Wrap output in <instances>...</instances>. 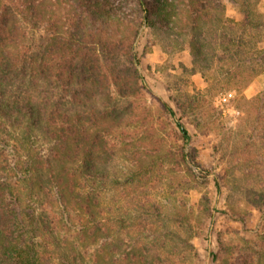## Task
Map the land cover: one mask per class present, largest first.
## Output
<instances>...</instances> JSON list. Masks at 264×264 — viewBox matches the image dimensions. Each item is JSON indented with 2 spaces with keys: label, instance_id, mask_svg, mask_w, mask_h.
Instances as JSON below:
<instances>
[{
  "label": "trees",
  "instance_id": "16d2710c",
  "mask_svg": "<svg viewBox=\"0 0 264 264\" xmlns=\"http://www.w3.org/2000/svg\"><path fill=\"white\" fill-rule=\"evenodd\" d=\"M261 1L231 0L237 20L222 0H0V264H164L151 245L119 238L105 198L118 183L107 166L131 156L142 128L133 99L148 88L135 41L148 32L187 45L202 75L240 88L264 71ZM117 132L123 147L109 139ZM219 212L234 217H209ZM220 257L210 249L208 264Z\"/></svg>",
  "mask_w": 264,
  "mask_h": 264
},
{
  "label": "rangeland",
  "instance_id": "374dc122",
  "mask_svg": "<svg viewBox=\"0 0 264 264\" xmlns=\"http://www.w3.org/2000/svg\"><path fill=\"white\" fill-rule=\"evenodd\" d=\"M222 2L226 15L239 20L231 0ZM138 38L134 46L141 65L136 68L148 89L134 97L133 114L142 128L127 149L131 156L122 150L107 166L118 180L105 198H114L110 219L119 238L151 245L164 264H208L210 249L221 256L218 264H236L240 254L243 262L264 264V104L263 112L259 109L264 71L243 87H232L193 67L187 45L160 41L148 32ZM158 98L187 127L189 141H182ZM109 137L123 147L118 132ZM213 208L234 217L219 212L211 219ZM125 215L124 229L120 219ZM151 236L154 246L148 244ZM255 242L261 245L259 259Z\"/></svg>",
  "mask_w": 264,
  "mask_h": 264
}]
</instances>
